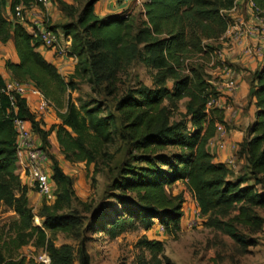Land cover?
Here are the masks:
<instances>
[{
    "label": "trees",
    "instance_id": "trees-1",
    "mask_svg": "<svg viewBox=\"0 0 264 264\" xmlns=\"http://www.w3.org/2000/svg\"><path fill=\"white\" fill-rule=\"evenodd\" d=\"M22 1L31 0H0V45L13 41L19 58L18 62L8 59L5 67L12 79L33 83L54 103L60 122L45 129L42 118L30 110L25 98L16 95L13 105L0 73V201L13 206L19 216L1 232L5 240L0 244V264H25V258L19 256L27 245L47 249L52 264H71L69 249L56 247L50 233H75L82 229L85 222L77 208H73L74 201L86 212L92 207L76 196L73 177L50 155L55 199L39 210L42 227L33 223L35 212L27 196L28 186L20 184L17 173L19 161L13 125L16 117L31 122L45 151L51 146L50 135L55 132L65 159L84 162L89 168L93 165L94 180L100 170L112 171L115 152L111 148L116 138L125 141L126 158L115 167L110 187L116 193L114 199L125 203V196L130 194L136 205L124 209L125 213L106 204L104 208L114 209L115 214L106 225L98 219L87 222V227L95 232H111L134 217L147 223L158 219L169 233L177 232L184 216L185 194L169 193L167 188L181 182L203 215L228 212L238 206L235 216L216 222L240 246L253 244L240 232L238 224L252 234L264 226V217L257 212L258 208L264 211V189H258L264 185V64L249 70L250 96L256 98L257 111L256 120L247 128V136L236 152L238 160L244 162L242 173L235 177L225 162L215 161L208 148L218 124L227 127V123L224 109L217 104L220 92L214 78L205 72L207 60L203 56L208 61L215 56L216 47L208 41L225 40L230 26L227 13L238 0H144V27L137 35L135 20L123 12L98 16L95 5L100 0H84L79 8L75 7L77 3L59 0L60 10L67 11L64 13L67 19L55 24L47 19L45 24L59 37L60 33L66 39L70 37L67 55H75L77 63L68 79L38 51L41 39L28 32L25 23L6 16L7 6L13 13L15 5ZM251 1L254 12L263 16L264 0ZM134 40L145 42L144 62L157 70L159 79L175 80V90L145 88L124 95L117 98L115 112L108 113L95 100L79 98L76 103L69 90L76 89L77 80L89 76L96 84L107 80L104 92L116 97L117 73L137 55ZM169 93L177 101L188 98L186 109L192 131L181 121L171 122L172 114L163 105ZM170 149L177 151L166 153ZM18 187L21 190L17 196ZM142 243L151 251L162 250L160 241L144 239ZM163 258L171 264L169 257L163 254ZM80 264H91L85 249L81 250Z\"/></svg>",
    "mask_w": 264,
    "mask_h": 264
},
{
    "label": "rangeland",
    "instance_id": "rangeland-1",
    "mask_svg": "<svg viewBox=\"0 0 264 264\" xmlns=\"http://www.w3.org/2000/svg\"><path fill=\"white\" fill-rule=\"evenodd\" d=\"M63 1L66 2L65 0ZM72 1L74 3L77 2V6L75 5L76 8L81 7V3H84V0ZM105 1L106 0H102L100 4L103 2L105 3ZM242 1V7L240 8L239 6L238 9H241V13L244 14L245 22L242 25V29L246 31L247 38L250 39V30L252 29L255 30L256 35H259L260 39L261 37L264 38V15L259 16L255 13L257 17H260V20L251 21V13L253 11L250 8L252 12L249 13L247 0ZM51 3H55L59 10L61 9L59 0H51ZM132 11L130 16L135 20L134 32L137 35L144 27L143 20L145 17L142 15L143 7L142 5L135 4ZM63 13L67 14V11L60 10V14L63 15ZM227 15L229 24L231 26L234 25L237 18H234L228 13ZM42 17L44 20L49 18L47 14L44 16L42 15ZM51 20L54 21V24L57 23V20L54 18H51ZM248 21L251 22L248 23ZM238 23L241 27L240 22ZM249 25H253V28H250ZM60 34L61 42L64 43L66 38L62 33ZM225 39L227 44L224 45L223 41L225 42V40L222 42L221 40L217 42L208 41L209 44L216 47L217 51L223 52V57L215 58L213 61H208V57L203 56V59L207 60L204 64L205 72L210 77L214 78L212 70L217 67L221 68L223 63L232 68L233 71L244 70L239 67L237 64L238 62H231L232 58L241 59L243 57L242 53H240L237 48L239 45L231 43L229 38ZM134 44L138 50L136 57L128 67L123 70L121 69L117 73L118 91L116 97L109 96L104 92L107 80L96 84L92 81L91 76H89L86 79L77 80L76 89L73 91L69 90L71 91L72 99L76 103H79V98L83 101H98L103 104L104 112L108 113L111 110L115 112L117 98L136 93L145 88L154 91L167 87L173 92L176 86L175 80L159 79L156 75L157 70L144 62L145 55L142 52L145 42L141 40L137 42L134 40ZM262 44V42L257 41V43H250L246 48L251 49L252 57L258 58V56H263L264 59V50L262 55L257 54L259 49H264L261 48ZM223 59H225V61H223ZM259 62H261V60H259ZM107 73L108 70L106 71V74ZM214 80H218V77ZM232 97L231 99H233ZM187 103L188 98L177 101L173 99L172 93H169L163 101V105L168 108L172 114L171 122L181 121L192 131L193 126L190 122V117L187 115ZM53 110L56 111V109H52V111ZM42 117L44 116L42 115ZM50 142L51 146L46 151L47 160L45 162V169L47 173H49V176L52 175L53 161L50 155H54L59 160L64 172L73 177L76 196L82 201H86L92 205L90 211L86 212L77 201L73 202V208H77V211L80 213L79 215L83 217L85 222L81 230L75 233L56 232L52 235L50 233L51 241L56 247H67V249H69L71 264H80V253L82 249H85L89 254L91 264H167L163 258V254L169 257L171 264H264V226L258 233L252 234L245 226L238 224L240 232L248 240L253 241V244L247 247L240 246L227 235L216 222V220H229L235 216L239 212L238 206L233 207L228 212L216 211L209 215H203L193 195L186 190L181 182L174 184L171 188H167L169 193L185 194L186 200L183 206L184 216L180 223V229L177 232L169 233L158 219H154L152 223H147L143 222L142 218L139 217L125 220L122 226H117L111 232H95L87 227V222L98 219L97 221L106 225L108 219L115 214L114 209L104 208L106 204L109 203L116 207L119 212L125 213H127V211H124V209L127 207L133 209L135 207L134 205H136L135 199L133 197L131 199L130 194L125 196V203L114 199L113 195L116 193L110 187L112 182L111 179H113L116 173L115 167H118L126 158L127 145L121 137L116 138V143L111 148V151L115 152V159L111 162L110 167L112 171L108 168H104V170H100L94 175V180L93 165L89 168L84 162L67 161L64 154L60 151L58 142H53L51 138ZM238 148L236 147V149ZM176 151L177 149H170L166 153ZM226 162L227 160L225 163ZM237 164L238 168L232 170L235 177L242 173L244 162H239L237 160ZM18 170L20 184L28 186L27 196L30 204L34 208V212L39 214L40 208L47 202L45 200L46 198L32 185L29 177H22L19 168ZM53 187L55 191L54 182ZM258 189H264V185H259ZM20 190L21 187L16 189L17 196L20 194ZM54 199L55 197L49 201V203H52ZM257 212L264 217V211L262 209L258 208ZM106 213L108 214L106 215ZM18 217L13 206H8L5 202L0 201V244H3L5 240V234L2 236L1 232L3 229L7 230L8 226L18 219ZM144 239L160 241L162 243V250L151 251L142 243ZM29 246L30 245L24 246L20 253L31 250Z\"/></svg>",
    "mask_w": 264,
    "mask_h": 264
},
{
    "label": "crops",
    "instance_id": "crops-1",
    "mask_svg": "<svg viewBox=\"0 0 264 264\" xmlns=\"http://www.w3.org/2000/svg\"><path fill=\"white\" fill-rule=\"evenodd\" d=\"M65 1L67 3H74L72 0ZM101 1L102 0L98 1L95 5V13L100 17H104L110 14H119L124 10L125 7H127V5L122 3L120 0H106L105 3L103 2L102 4H100ZM242 2V0H238L235 7L230 11L231 16L237 18V20H235L236 22L234 23V25L229 26V29L224 35V38H228L231 31L242 29L245 18L244 14L241 13V9H238L239 6L240 8L242 7ZM247 7H249L248 11L249 13H251L252 11H250L249 3H247ZM5 14L10 20H15L9 6L6 7ZM45 14L49 16V18L47 19L52 24L54 21H52L53 19L51 20V18L57 20V23L64 22L67 19L64 13L63 15L60 14V10L55 3H51L47 7H42L38 4H34L30 8L29 12H27L28 23L24 24L28 32H33L34 22L42 18V15L44 16ZM251 15V21L260 20L254 16L253 12L251 13ZM247 17L250 18L249 16ZM251 21H248V23ZM238 22H240L241 27ZM249 27L253 28V25H249ZM250 33V39L247 38L246 35L242 44H237L239 45L237 48L239 52L242 53L243 57L241 59H231V62H238L237 64L239 65V67L244 70L233 71L232 68L224 63L221 68L217 67L212 70L214 79L218 77V80H214L213 83L217 86V89L220 92V95L218 97V105L225 111V121L227 123V139L229 143L235 144L237 148L247 136V128L256 120V98L250 96L251 86L248 81L249 70H255L259 65L264 64L263 56H258V58L252 57L251 52L246 51V46H249L250 43H257V41L262 42L263 44L261 48H264V39H260L259 35H256L254 29L250 30ZM222 41L223 40H221V42ZM224 44H227L226 39L225 42L223 41V45ZM261 50L258 53H255H257L258 55H262L264 49ZM38 51L41 52L49 62L56 65V67L59 69V72L66 79H68V77L74 73L77 60H73L65 56H60L55 53L54 50L48 49L44 46H39ZM8 59L14 62H18L19 60L13 41L8 42L7 44L0 45V73L2 74L6 83L9 82L10 79H12L11 73L5 67L6 61ZM259 60H261V62H259ZM223 61H225V59H223ZM231 77L235 78L238 84L233 93H231L226 86V80ZM231 97L233 99H231ZM35 101L36 100L34 98H31V102ZM42 121L44 122L43 128L49 129L52 125L58 124L60 122V119L57 115V111H52V109H50L44 115V117H42ZM50 138L51 140H53V142H57L55 132L50 135ZM38 139L41 141L39 136ZM208 148L209 151L214 154L216 162H225L228 158L234 156L235 165L231 170L238 168V156L236 152L239 148L235 151L230 150L229 147L221 148L217 139V135L213 139H211L208 144ZM18 172L19 170H17V173ZM182 185L184 186L183 183Z\"/></svg>",
    "mask_w": 264,
    "mask_h": 264
},
{
    "label": "built area",
    "instance_id": "built-area-1",
    "mask_svg": "<svg viewBox=\"0 0 264 264\" xmlns=\"http://www.w3.org/2000/svg\"><path fill=\"white\" fill-rule=\"evenodd\" d=\"M122 3L126 4L127 7L122 11L125 16H130L133 6L142 5L144 0H120ZM250 4V8L253 11L255 17V12L253 10V2L247 0ZM38 4L42 7H47L51 4V0H31L28 3L22 1L15 5L13 10V16L15 19L19 20L21 23H28L27 12L34 5ZM260 19V17H257ZM47 19L40 18L34 22L33 34L41 39V46L48 49H52L60 56H65L73 60H77L75 55L68 56L67 52L70 45V37L65 40L64 43L57 32L48 28L45 24ZM246 36V31L243 29H236L231 31L228 38L231 43L242 44ZM261 39H264L261 37ZM246 51L251 52L250 48H246ZM260 51V49H259ZM223 57L222 51H215V56L212 57L211 61L215 58ZM237 81L235 78L231 77L226 80V86L228 90L233 93L237 88ZM6 92L10 95L12 99V104L16 95L27 100L31 111L37 115L38 118L44 116L50 109H56L54 103L47 99L42 92L31 82H22L15 79H10L6 83ZM31 98L36 101L31 102ZM212 103V102H211ZM210 103V105H211ZM218 104V102H217ZM16 108V106H15ZM16 131V144H17V156L19 161V169L21 171L22 177H29L32 185L46 198L47 203L55 197L53 181L50 179L49 173L45 169V162L47 160V154L41 141L37 138L36 133L32 129V124L29 120L16 117L13 122ZM217 139L221 148H230V150H236V145L228 142L226 127L222 124L217 126ZM229 168L234 167L235 160L233 157L227 159L226 162ZM33 223L37 226L42 227V219L38 214H34ZM31 250L24 251L21 253L19 258H25V264H52V258L47 249H36L34 246L30 245Z\"/></svg>",
    "mask_w": 264,
    "mask_h": 264
},
{
    "label": "clouds",
    "instance_id": "clouds-1",
    "mask_svg": "<svg viewBox=\"0 0 264 264\" xmlns=\"http://www.w3.org/2000/svg\"><path fill=\"white\" fill-rule=\"evenodd\" d=\"M42 143V142H41Z\"/></svg>",
    "mask_w": 264,
    "mask_h": 264
}]
</instances>
